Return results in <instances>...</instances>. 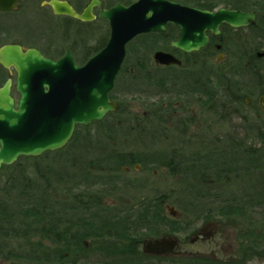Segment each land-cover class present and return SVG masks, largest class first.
<instances>
[{
    "label": "rangeland",
    "instance_id": "374dc122",
    "mask_svg": "<svg viewBox=\"0 0 264 264\" xmlns=\"http://www.w3.org/2000/svg\"><path fill=\"white\" fill-rule=\"evenodd\" d=\"M40 26L41 23L36 17L35 27L38 29ZM104 31L98 30L99 43H92V46L90 45L92 48H89L87 52L92 51L95 45H100ZM157 37V35L143 36L134 39L128 45L125 63L116 81L115 89L111 92L112 99L120 103L119 113L108 116L102 123L92 124L88 128H79L71 142L62 150L46 153L37 159L20 158L13 165L16 166L13 170L1 171L0 186L9 187L6 214L11 217V214L15 213L16 217H12V222H0V244L9 246L6 249L0 246V264H12L13 262L4 260V257H12L15 253L21 256V259H13L15 264H33L22 258L34 252L30 250V245L44 247L34 253L40 260H44L43 257L49 255L52 259H57L59 256L58 258L63 260L64 264H107L108 262L118 264L121 260L132 258L105 260L99 255L97 257L88 255L84 251V240L95 243L92 245V251H94L105 249L106 247L102 246V240L105 241L104 239L107 238L124 242L145 238L152 239L146 243L151 249L162 245V239L156 238L163 235H172V238L177 241L175 247L179 246L182 254H205L226 258L233 253L232 245L237 238L232 227L229 226L233 223L237 225L240 222L248 223V217L259 219L264 216V208H258L256 204L253 205L254 207L248 206L244 211L239 210L236 214L231 213V208H226L232 207L238 198L264 193V186L260 183V176L264 175V149H262L264 144H260L257 138L263 134L251 130L254 126L251 118L248 120L237 118L233 112L237 105L229 102L228 99L225 101L224 96L218 93L209 101L211 105L209 110L198 114L200 118L196 123L201 121L203 125L200 128L197 125L198 122L191 128L189 134L194 138L193 141H189L188 145L187 139L179 138L181 134L177 131L180 130L176 128V118L173 117L172 112L161 111L157 113L158 115L155 112L163 104L175 106L178 103L173 94L176 75H163L164 81L159 86L153 81L150 82L152 79L146 80L143 76L150 67L148 64H153L156 52H171L169 51L170 42L163 37L162 39ZM161 90L166 94H161L159 92ZM164 127L167 128L165 130L167 133L162 132ZM104 148L134 153V157L139 160L143 168L141 173L125 174L121 171V164L118 165L119 163L115 162L118 175L114 176H118L121 180H115L114 184H117L120 189L116 195L110 194L108 188L97 186L105 179L104 177H108L109 173L108 170L100 171L99 168H107L109 165L99 164L95 172L91 171L90 166L96 163V159L111 158L109 154L111 149L104 150ZM249 148L257 151L258 154L253 153L256 159L254 162L258 160L261 171L256 170L244 178ZM197 149L214 151L213 163H225L226 166L230 161L234 166L229 165V168L233 167L237 170L229 177L233 184L232 182L228 184L225 180L215 182L214 172L220 167L213 165H210L212 169L207 174L208 185L199 183V180L193 176L188 178L195 192H201L208 198L206 203L210 207L218 209L224 204V210L222 213L208 214L177 213L176 217H172L170 209L179 211L173 204L172 197L179 194L178 191L182 185L180 177L175 179L170 177V169L166 168L165 160L171 157L170 154L173 151L179 150L191 157ZM104 152L107 154H103ZM21 171H23L21 175L27 177L26 181L18 180ZM110 175H112L111 172ZM12 178L18 181H14L11 186L8 181ZM127 182L136 186L137 190H134L131 185L128 187ZM25 188L26 190H23ZM165 195H168L169 199L164 200ZM45 196H48V211L51 213L44 216L42 220L41 215H37L32 220H23L19 212L24 209L38 212L41 208L36 206L44 200ZM215 197L218 199L215 200ZM155 201H158L157 207L152 205ZM101 202H105V206L113 203L122 209L132 203V211L106 212L101 209L103 205ZM144 202L151 203V206L145 208L149 213L146 221H142L139 214L142 211L139 205ZM217 221L221 222L220 226ZM221 224L229 228L223 229L224 233L220 235L218 229ZM49 227H54L53 232H56L51 240L46 237V233H43V230ZM115 230H118L120 234L126 233L125 237L120 239L107 236V233L115 232ZM92 232L100 233L101 236L96 238L90 235ZM58 236L59 238H56ZM224 238L229 240L230 245H224ZM25 245H29L28 248ZM138 257L136 259L143 260V263L163 264L156 259H145L142 255ZM166 263L168 262H164ZM249 264H264V261L260 262L256 259Z\"/></svg>",
    "mask_w": 264,
    "mask_h": 264
},
{
    "label": "flooded vegetation",
    "instance_id": "af4514ba",
    "mask_svg": "<svg viewBox=\"0 0 264 264\" xmlns=\"http://www.w3.org/2000/svg\"><path fill=\"white\" fill-rule=\"evenodd\" d=\"M52 0H18L12 10H0V50L4 47L11 46L19 48L23 54L30 51H38L45 59L51 62H58L62 60L68 52L74 60V64L78 68L84 67L91 58L99 53L108 43L110 38V28L106 20L101 19V8L96 6L92 9L94 19L89 22L76 20L68 16H58L54 14L53 9L48 5ZM68 3L73 11L82 15L92 0H58ZM103 7L102 9L108 11L117 5L130 6L138 0L132 2H125L124 0H98ZM229 2L237 3L238 6L226 5L225 3L212 10H202L210 13L217 11H225L230 13H240L245 16L239 20L234 26L224 19L218 26V35L213 34L211 30L205 32L208 38V43L199 52L185 54L180 50L172 48L175 52H169L181 61V65L165 67L158 65L157 62L149 63V68L144 72L145 79H152L158 86L164 81L163 75H176L174 86V96L178 103L174 105L163 104L157 109V113L161 111L172 112L176 118V128L180 131L191 133V128L198 122L199 127L202 128V122L196 121L200 118L203 111L209 110V99L213 93L215 96L220 93L224 96V100L228 99L237 105L234 109V114L240 119H252L254 124L251 127L252 131L264 134V0H227ZM226 16V14L224 15ZM39 20L41 26L38 29L35 27V19ZM46 20L48 21L46 23ZM49 23V24H48ZM105 30L103 41L99 46L95 45L92 51V43L98 42V30ZM169 36L174 35L175 39L170 41V47L173 42L179 39L181 30L173 25L166 26V33ZM157 39L164 37L163 34H155ZM162 39V38H161ZM160 39V40H161ZM136 40V39H135ZM133 42V41H132ZM131 42V43H132ZM130 43V44H131ZM91 45V46H90ZM177 53V54H176ZM134 72L132 71V74ZM121 74V72H120ZM18 72L14 66L5 68L0 63V88L10 80L11 98L14 100L15 107L18 106L22 98L18 90ZM158 86H156L158 88ZM161 94H166L165 91H159ZM221 96V97H222ZM112 99L111 94L109 96ZM117 103V102H116ZM118 110L108 113L106 118L110 115H115L120 111V103H118ZM225 106V105H224ZM223 106V107H224ZM222 107V109H224ZM199 112V113H198ZM188 115V117H187ZM146 117V116H145ZM144 117V118H145ZM105 118V119H106ZM161 121V120H160ZM159 121V122H160ZM201 122V123H200ZM89 127V126H88ZM83 127V128H88ZM81 128L77 127L76 131ZM74 133V135H75ZM111 149L109 152L111 158L102 157L95 160V164L91 167V171L95 172L96 166L102 164L100 171L108 170L112 175L104 177L99 181L100 185L109 189V193L117 194L118 189L115 180L118 179L115 162H118L125 174L141 173L143 172L142 165L139 160L134 157V153H123L115 151L113 148H104V150ZM103 154H107L104 152ZM108 154V155H109ZM114 157V158H113ZM103 177V176H100ZM117 181V182H118ZM123 181V180H122ZM126 184V183H125ZM124 185V184H123ZM128 187L133 186L134 190L137 188L133 184H128ZM130 186V187H131ZM94 187H96L94 185ZM137 190V189H136ZM101 209L103 211L112 212L125 210L132 211V205L125 206L123 209L115 204L104 205L101 202ZM169 209V208H168ZM122 226V225H121ZM229 228V227H228ZM228 228L221 227L218 229V234L224 233ZM224 229V230H223ZM232 229V228H231ZM126 233L115 232L107 233V236H114L116 238H124ZM235 234V232H234ZM90 235L96 238L101 236L100 233L92 232ZM236 235V234H235ZM170 238L169 236H165ZM237 237V235H236ZM159 237L156 239H163ZM110 239V238H109ZM102 240V246L105 249L93 250V242H83L85 252L88 255L97 257L102 256L105 260L124 259V258H139L142 255L147 259H157L163 257L168 259H176L179 248L175 247L171 251H167L162 256L149 254L146 243L152 239L129 240L128 242L120 240ZM155 239V240H156ZM169 240V239H168ZM229 240L224 238V245H230ZM232 241V238H231ZM233 242V241H232ZM98 243V242H96ZM99 244V243H98ZM236 243H233L232 248L236 250ZM141 251H140V249ZM232 253V254H233Z\"/></svg>",
    "mask_w": 264,
    "mask_h": 264
},
{
    "label": "water",
    "instance_id": "95a60500",
    "mask_svg": "<svg viewBox=\"0 0 264 264\" xmlns=\"http://www.w3.org/2000/svg\"><path fill=\"white\" fill-rule=\"evenodd\" d=\"M18 0H0V10H12ZM52 12L83 22L94 19L92 9L99 6L100 17L110 28L106 47L78 68L70 52L58 62L45 59L38 51L23 54L17 47L0 50V63L14 66L18 72V90L22 95L15 107L11 98L12 82L0 88V171L14 165L21 157L39 158L48 152L63 149L72 140L77 126L102 122L108 113L118 110L110 101L127 56V46L134 38L166 32V26L180 28L181 34L171 48L185 54L199 52L208 43L207 30L218 35V26L226 19L237 26L240 13L217 11L210 13L169 0H138L130 6L117 5L104 10L98 0H92L79 15L72 7L58 0L49 1ZM226 14V16H224ZM158 65L170 67L181 61L168 52L154 54ZM170 216L176 217L170 209ZM162 245L148 248L147 253L163 255L175 248L173 238L162 239Z\"/></svg>",
    "mask_w": 264,
    "mask_h": 264
},
{
    "label": "trees",
    "instance_id": "16d2710c",
    "mask_svg": "<svg viewBox=\"0 0 264 264\" xmlns=\"http://www.w3.org/2000/svg\"><path fill=\"white\" fill-rule=\"evenodd\" d=\"M169 1H173L176 3H180L184 6H189V7H193V8H197L201 10H212L214 8H218L224 3L226 5L238 6L237 3L229 2L227 0H169ZM155 36H156L155 34L148 35V37H155ZM163 36H164L163 38L167 39L169 42L175 39L174 35L169 36V32L166 33V35L163 34ZM169 51L174 52L173 50H171V48L169 49ZM213 97H214V94L212 93L209 101H211V98L214 99ZM164 128L165 129H163L162 132L167 133L165 131L167 128L166 127ZM177 132H179V134L181 135H184V136L180 135L178 137L187 139L188 141H186V143L188 145H189V141H193L192 139H194L190 136L189 133H186L183 131H177ZM259 137L257 138L259 139L260 144H264V134L263 136H259ZM185 148H187V146H185ZM249 149L250 150L247 151L248 160L246 163L247 168L244 169V174L246 175L244 176V178H247V176L251 175V173L256 170L261 171V164H259L258 160L257 162H254V160L256 159L254 157L255 154L253 153L255 152L257 153V151L253 150V148H249ZM262 149H264V147ZM170 155L171 157L166 158L165 160L166 162L164 164L166 168L170 169V173H169L170 177L174 179L177 177L178 178L180 177L181 178L180 184L182 185V187H180V190L178 191L179 194L176 197H172L174 201L173 204L176 205L177 208L179 209V211L176 210V212L184 214V215L185 214L191 215L193 213H198V214L199 213L208 214V213H214V212L222 213L223 212L222 210H224L225 205L224 204L221 205L218 209H213L212 207H210L206 203L208 198L205 197V195H202L201 192L196 193L194 190L195 188L190 185L188 178L193 176L194 178H197L199 180V183H203V184L205 183L206 185H208L209 183L207 179L208 177L207 174H208V171L212 169L210 165L211 166L213 165L217 168L218 166L220 167L218 171L214 172L215 177H213V179L214 181L216 180L215 182L218 183L219 181L225 180L226 183L230 184L232 182L233 184V181L229 180V177L237 170H235V168L233 167L229 168V165L234 166V164L230 161H228V164L226 166H225V163L222 164V163H218L217 161H215L217 163H213L212 161L215 160L214 151H210V152L206 150L202 151V149L195 150L194 153L191 154V157L185 155L184 152H181V151L179 152V150L173 151ZM24 160H28V159L25 158ZM223 166L225 168H223ZM15 167L16 166L3 167L1 171L13 170ZM22 173L23 171L20 172V179L18 180L26 181L27 177L21 175ZM260 178H261L260 183L263 184L264 186V175L261 174ZM18 180L16 178H12L11 181H8V183H10L12 186L14 181L16 182ZM8 188H9L8 186H4V187L0 186V222L4 221V223L12 222L11 221L12 217H16L15 213H12L11 217H8V215L6 214L7 213L6 206L8 205L7 203L8 202L7 195L9 192ZM23 190H26V188ZM165 196L166 197H163L164 200L169 199L168 195H165ZM217 197H215V200L218 199ZM255 204H256V207L258 208H261V209L264 208V193H259L255 196L247 195L243 198H238L237 202L234 205H232V207L228 206L226 208H231V213L236 214L239 210L244 211L245 209L248 208V206L252 205V207H254L253 205ZM152 205L157 207L158 201H155ZM139 206L141 207V210H142L139 213L141 214L140 215L141 220L146 221L148 219L147 216L149 213H147L145 208H148L149 206H151V203L144 202L143 204L141 203ZM48 207H49L48 196H45L44 200L39 202L38 205L36 206V208H41L40 210H38V212L36 210L35 212L33 210L29 211V209H24V210H21V212L19 213H20V216L23 218V220L25 219L32 220L37 215H41L42 217L41 220H42L44 216H47L49 215V213H51L50 211H48ZM249 219L250 217H248V221L250 223L240 222V224L238 225L233 223L232 226L231 225L229 226V227H232V230L237 235V238L235 241L236 250L233 254H231V256H228L225 258V257H216V256L205 255V254H198V255L197 254L195 255L194 254H182L179 250L178 256L176 259H172L171 257H168V259L167 258L164 259L163 257H161V258H157L156 260H158L159 262L163 264L164 262H168L166 264H249L250 261L256 260V259L260 260V262L264 261V216L260 217L259 219L255 217L251 218L252 220L251 219L249 220ZM217 222L220 226L221 222L220 221H217ZM233 227L235 228V230ZM43 231L42 232L46 233V237L49 238V240L53 239V236L56 235V232H53L54 227L45 228ZM165 236H169L170 238H172V235H163L164 237L163 239H170V238H166ZM56 238H59V236ZM0 246H3L4 249H6L7 247L9 248V246L5 244H0ZM25 246H27L26 248H28L29 245H25ZM41 247L43 246L30 245V248H31L30 250L34 252H31L30 253L31 255H25L22 258H25L26 260L30 261L33 264H64L62 263L63 260L58 258L59 256L57 257V259H52L51 257H49V255H47V257H43L44 260H40L34 253L38 252V250ZM178 248L180 249L179 246ZM0 250H1V247H0ZM15 254H13L14 256L12 255V257L5 256L4 260L10 263L13 262L12 264H15L14 263L15 261H13L14 258L21 259L20 255H15ZM142 261L143 260L132 258L129 260H121V262L118 264H147L146 262L143 263ZM107 264H117V263L108 262Z\"/></svg>",
    "mask_w": 264,
    "mask_h": 264
},
{
    "label": "bare ground",
    "instance_id": "6f19581e",
    "mask_svg": "<svg viewBox=\"0 0 264 264\" xmlns=\"http://www.w3.org/2000/svg\"><path fill=\"white\" fill-rule=\"evenodd\" d=\"M117 81H118V79H117ZM116 82V81H115ZM117 83V82H116ZM116 85V84H115Z\"/></svg>",
    "mask_w": 264,
    "mask_h": 264
}]
</instances>
